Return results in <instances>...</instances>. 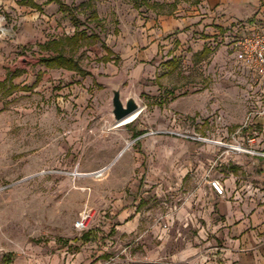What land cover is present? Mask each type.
Segmentation results:
<instances>
[{
	"label": "rangeland",
	"instance_id": "rangeland-1",
	"mask_svg": "<svg viewBox=\"0 0 264 264\" xmlns=\"http://www.w3.org/2000/svg\"><path fill=\"white\" fill-rule=\"evenodd\" d=\"M20 1L0 0V81L12 75L19 88L28 87L9 89L7 83L0 87V264H45L44 255L55 254V250H61L58 255L63 264H72L81 246H85L87 260L91 259L89 264L98 259L102 264L113 263L110 257L116 259L113 264H126L121 248L122 241H127L119 239L108 225L105 229L92 226L97 233L87 242L79 240L85 230L73 226L89 197L97 205L111 197L105 196L110 190L105 176L118 171L126 155L101 177L76 175L95 171L109 160L111 149L105 141L111 130L139 126L145 136L160 133L162 160L158 166L162 168L169 163L174 168L181 157L173 149L184 144L203 146L202 154L185 157L188 173L195 164L199 178L211 181L235 169L238 182H250L264 191V79L240 63L233 46L236 36L264 30V0H258L247 18L233 22V28L216 29L215 35L210 34L214 25L202 22L208 15L204 10L208 0H176L171 14L169 4L174 0H147L163 4L161 14L146 4L134 6L133 0H59L63 8L49 0H32L37 6ZM71 17L87 36L94 33L98 37L83 40L78 49L67 53L87 72L83 75L48 69L39 62L49 53L37 45L71 35ZM243 22L255 28L243 30ZM101 42L113 51L111 61H101L105 55ZM204 44L211 53L202 56L199 51ZM219 80L238 87L228 106L216 108L207 103L208 116L200 107L203 100H197L198 110H185L189 106L185 97L170 106L168 93L175 98L185 96L189 94L186 85L204 88ZM115 88L123 102L133 97L141 109L125 127L117 126L112 118L111 91ZM128 142L133 143L132 139ZM238 145L250 152L233 150ZM153 187L141 192H147L142 198L155 208L144 212L142 225L169 222L174 228L167 215L181 201L172 196L170 187ZM124 190L115 188L113 195ZM104 215L109 218L107 223H114L108 212ZM188 228L184 232L173 229L166 252L176 250V240L193 244L209 240L206 260L218 264L220 250L214 247L219 242L206 229L197 233L199 228L190 224ZM176 231H180L177 236ZM154 236L152 231L145 236L147 247L157 244ZM129 241L136 243L134 238ZM145 261L169 263L167 256L162 263L152 258Z\"/></svg>",
	"mask_w": 264,
	"mask_h": 264
},
{
	"label": "crops",
	"instance_id": "crops-1",
	"mask_svg": "<svg viewBox=\"0 0 264 264\" xmlns=\"http://www.w3.org/2000/svg\"><path fill=\"white\" fill-rule=\"evenodd\" d=\"M257 2L258 0H208L204 8L208 15H204L202 22L214 25L210 34L215 35L221 28H233L232 24L237 19L247 18L248 14L254 10ZM242 25L243 30L251 31L255 28L254 24L250 22H243ZM216 29L218 31H214ZM227 32H230V29ZM236 32H238L237 34L241 33L238 30ZM203 47L209 50L208 54L211 53L208 44H204ZM218 54V51L216 54L213 53L214 60ZM244 70L242 68V71ZM221 74L222 71L220 70L219 75ZM185 87V89H189L187 91L189 94L175 98L173 97L174 93H168L167 89L156 86L159 90L172 96L169 98L170 106L178 105V102L185 97V100L189 101V106L185 110L190 111L193 108L198 110L197 100H203L199 106L204 109L206 116H208L207 103L213 104L216 108H222L221 105L228 106L231 99H235L234 93H238V87L225 80H219L204 88L203 86L192 88V84ZM215 100L216 102H212ZM130 123L117 126L125 127ZM238 123L240 122H236V124ZM158 134L160 133L145 136L146 133H142L139 126L130 127V129L124 128L115 133L111 130L109 133L110 136L105 141V147L111 149L110 158L103 161L99 166L105 167L107 170L120 156L126 155V159L118 171L105 176V182L110 188V192L107 191L105 196H111L110 199L101 200L100 205L96 203L93 205L92 198L91 202L89 201L90 197L85 202V206L92 208V210L93 206L95 209L97 208L94 211L96 213L94 221L84 232L89 235L88 241L95 238L97 233L91 228L92 226L105 229L108 225L119 239L122 238L127 241H122L124 245L121 248L125 256L122 261L126 264L134 262L147 264L145 259L150 258L159 259L162 263L161 260L166 259V256L169 259L168 264H197L198 262L209 264L206 260L208 257L206 246H209V240L204 241L205 243L200 241V245L193 244L191 240L184 242L176 240L175 245L178 244L176 250L168 249L166 252L170 235L174 233L173 229L183 228V232L188 231L187 226L190 224L195 226L197 230L200 229L197 233L206 229L213 236L212 239L219 242V247H214L220 250L217 255L218 264H264V191L258 190L250 182H238V176L233 169L234 171L232 170L229 174L218 176L216 180L223 187V195L216 194L211 189L209 181L199 178L201 172L195 164H193L192 173H188V160L187 162L184 161L188 159L185 157L202 154L205 151L203 146L195 147L192 144H184L180 149L175 148L173 149L175 155L184 159L179 160L178 158L177 163L173 164L174 168L170 167L172 165L170 163L166 166L163 165V168L161 165L158 166L160 159L162 160L160 154L161 140ZM238 138L240 139V137ZM129 139H132L133 143L129 144ZM146 156H148V165L145 167ZM151 185H154L153 189L161 186L170 187L172 196L181 201L178 205H174L173 210L167 215V218L175 223L174 228H171L172 223L169 222L167 229L162 228L163 223L142 225L141 218L144 212L155 209L153 204L145 202L146 200L142 198L147 192L141 193L144 187ZM115 188H125V190L117 196L113 195ZM158 194V192L155 193L156 196H159ZM102 208L107 211L98 210ZM105 212H108L114 223H107L109 218L104 215ZM150 231L155 235L157 244L147 247L145 236L149 235ZM179 232H175L176 236L180 234ZM132 238L136 242L135 245L129 241ZM134 246H136L135 249H132ZM60 251L55 250V254H45L44 263L63 264L58 255ZM85 252V246L78 248L70 263L89 264L91 259L87 260L88 256ZM100 253L99 251L97 254ZM109 259L113 263L116 262L115 257ZM113 263L110 262V264ZM94 264H102V262L98 259Z\"/></svg>",
	"mask_w": 264,
	"mask_h": 264
},
{
	"label": "trees",
	"instance_id": "trees-1",
	"mask_svg": "<svg viewBox=\"0 0 264 264\" xmlns=\"http://www.w3.org/2000/svg\"><path fill=\"white\" fill-rule=\"evenodd\" d=\"M55 2L58 4L60 8H63L64 5L62 2L59 0H49V2ZM139 3L146 4L149 8H151L156 14H161L159 10L164 8L163 4H158V3H149L147 0H133V5L138 6ZM20 4L22 5H31V6H37L32 0H21ZM171 7V10L169 11L168 14H171V11L176 8V0H174L172 3L169 4ZM71 21L74 25V31L71 35H65L63 37L59 38H52L49 39L43 43H40L37 45V47L40 50L47 51L49 54L46 56H42L39 59L40 64H42L44 67L48 69H65L68 71H74L78 74H87L86 71H84L78 63L74 61V59L67 55L69 52H74L75 49H78L83 40L90 38V39H96L97 40V35L94 33H91L89 36L85 34L84 31L79 30L77 25H76V19L75 17H71ZM101 47L105 51V55L102 56L101 61L107 62L111 61L113 56V51L105 45V43L101 42ZM209 50L206 47H203L202 50L200 51V55L204 56L207 54ZM170 60H173L172 58ZM115 63L117 62V59L113 60ZM171 62V61H170ZM14 76L10 75L7 76L4 81H0V87L4 85V83H7L9 85V89H20V90H27V86H21L19 88L18 85L14 84L13 81ZM6 81V82H5ZM81 239L86 242L89 240V235L87 233H83L81 235ZM8 258V262H9Z\"/></svg>",
	"mask_w": 264,
	"mask_h": 264
},
{
	"label": "built area",
	"instance_id": "built-area-1",
	"mask_svg": "<svg viewBox=\"0 0 264 264\" xmlns=\"http://www.w3.org/2000/svg\"><path fill=\"white\" fill-rule=\"evenodd\" d=\"M236 37L238 38H236V41H234L233 46L237 49V55L240 59V63L252 71L254 75L264 79V30L254 31L251 34ZM247 141L251 142L252 139L249 138ZM233 150L238 152H250L239 145L234 147ZM105 171L106 168L103 167L87 173L76 172V175L101 177ZM209 185L216 194L223 195V187L218 180L214 179L209 181ZM94 219L95 212L92 210V208L84 206L81 211H79L73 226L75 229L83 231L89 227ZM162 228L167 229L168 223H163Z\"/></svg>",
	"mask_w": 264,
	"mask_h": 264
},
{
	"label": "water",
	"instance_id": "water-1",
	"mask_svg": "<svg viewBox=\"0 0 264 264\" xmlns=\"http://www.w3.org/2000/svg\"><path fill=\"white\" fill-rule=\"evenodd\" d=\"M111 97V114L115 122H119L135 110L139 108L136 100L133 97H128L124 102L120 98V91L112 89Z\"/></svg>",
	"mask_w": 264,
	"mask_h": 264
},
{
	"label": "bare ground",
	"instance_id": "bare-ground-1",
	"mask_svg": "<svg viewBox=\"0 0 264 264\" xmlns=\"http://www.w3.org/2000/svg\"><path fill=\"white\" fill-rule=\"evenodd\" d=\"M140 113H141V109L138 108L137 110H135L134 112L126 116L125 118L121 119L119 122H116V124L124 125V124L130 123L134 121L140 115Z\"/></svg>",
	"mask_w": 264,
	"mask_h": 264
}]
</instances>
